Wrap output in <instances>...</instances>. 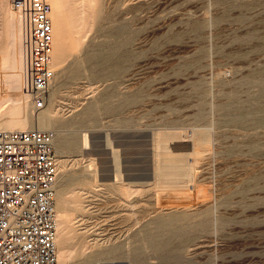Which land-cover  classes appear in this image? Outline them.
<instances>
[{
  "label": "rangeland",
  "instance_id": "rangeland-1",
  "mask_svg": "<svg viewBox=\"0 0 264 264\" xmlns=\"http://www.w3.org/2000/svg\"><path fill=\"white\" fill-rule=\"evenodd\" d=\"M50 4L55 78L33 113L0 0V130L55 134L59 264H264V0Z\"/></svg>",
  "mask_w": 264,
  "mask_h": 264
},
{
  "label": "built area",
  "instance_id": "built-area-1",
  "mask_svg": "<svg viewBox=\"0 0 264 264\" xmlns=\"http://www.w3.org/2000/svg\"><path fill=\"white\" fill-rule=\"evenodd\" d=\"M20 17L23 90L46 107L55 71L50 0H9ZM53 131L0 130V264H58Z\"/></svg>",
  "mask_w": 264,
  "mask_h": 264
},
{
  "label": "bare ground",
  "instance_id": "bare-ground-1",
  "mask_svg": "<svg viewBox=\"0 0 264 264\" xmlns=\"http://www.w3.org/2000/svg\"><path fill=\"white\" fill-rule=\"evenodd\" d=\"M15 12H16V11H15ZM16 13H17V12H16ZM16 19H17V21H19V35H20V17H19V14H18V13H17V15H16ZM53 44H54V40H53ZM20 46H21V40H20ZM53 48H54V47H53ZM87 55H88V54H87ZM89 55H90V54H89ZM92 55H95V54H92ZM94 57H95V56H94ZM91 58L93 59L92 56H91ZM91 58H90V59H91ZM87 59H89V58H87ZM94 59H95V58H94ZM88 61H89V60H88ZM89 62H90V61H89ZM21 63H22V59H21ZM6 64H7V63H6ZM6 64H5V65H6ZM0 66H2V65H0ZM3 66H4V65H3ZM12 74H13V73H12ZM22 77H23V71H22ZM54 78H55V76H54ZM7 79H8V78H7ZM17 80H18L17 76H14V74H13V75H12V80H11V83H10V84H11V87H12V86H13V87H16V86L18 85V81H17ZM53 80H54V79H53ZM20 82H21V81H20ZM52 82H53V81H52ZM51 85H52V84H51ZM3 86H4V85H3ZM16 90H17V89H16ZM23 91H24V90H23ZM24 93H25V92H24ZM13 94H14V91L9 92L6 96H2V95L0 94V103H1L3 100H5V99H8V100L12 99V95H13ZM15 94H17V93H15ZM25 94H26V93H25ZM26 95H27V94H26ZM15 96H17V95H15ZM27 96H28V95H27ZM52 96H53V95H52ZM13 98H14V97H13ZM16 98H17V97H15V99H16ZM18 98H20V97H18ZM28 99H29V96H28ZM29 103H30V105H31V109H32L33 113H38L39 111H38V112H35V111H34V109H33V107H32V104H31L30 100H29ZM0 105H1V104H0ZM1 106H2V105H1ZM25 107H26V106H25ZM90 108H92V107H90ZM90 108L88 107V109H90ZM92 110H93V108H92ZM92 110L90 109L89 112H91ZM40 111H41V110H40ZM84 112H85V111H84ZM87 112H88V111H87ZM42 113H43V112H42ZM42 113H41V114H42ZM14 114H15V113H14ZM83 114H84V113H83ZM83 114H82V115H83ZM88 114H89V113H88ZM88 114H86V115H88ZM12 115H13V114H12ZM21 115H23V114H21ZM21 115H17V116L20 117ZM24 115H25V114H24ZM39 115H40V114H39ZM84 115H85V114H84ZM25 116H26V115H25ZM25 116H23V117H25ZM34 116H35V115H34ZM47 116H48V115H47ZM47 116H46V117H47ZM14 117H16V116H14ZM36 117H37V116H36ZM83 117H84V116H83ZM83 117L80 118V121H82L81 119H82ZM7 118H8V117H7ZM25 118H27V117H25ZM47 118H48V117H47ZM29 119H30V118H29ZM29 119H28V120H29ZM83 119H84V118H83ZM9 120H10L9 123H14V127L12 126V128H15V129H16V128H20V129H22V128H27V127H29V126L31 125V123H32V122L30 123L31 120L28 121L27 119H24V118H22V117H20V118H18V119H17V117H16V120H11V119H9ZM9 120H8V121H9ZM41 120H42V123H41V124L39 123V124H40L39 126H41L42 129H47V128H46V126H48L47 123H49L50 121H49V120H48L49 122L45 121L46 124H47V125H46V124H43L44 120H43L42 118H41ZM53 120H54V119H53ZM2 122H4V121H2ZM6 123H7V122H6ZM53 124H54V123H53ZM50 125H52V124H50ZM21 127H22V128H21ZM48 127H49V126H48ZM10 128H11V127H10ZM30 129H32V128H30ZM36 129H38V128H36ZM39 130H41V129L39 128ZM46 131H52V130H46ZM54 135H55V134H54ZM84 136H85V135H84ZM53 141H54V138H53ZM74 142H75V141H74ZM85 143H87V137H85ZM87 144H88V143H87ZM115 156H116V155H115ZM56 163H57V169H58L57 156H56ZM57 182H58V181H57ZM56 185H57V183H56ZM55 192H56V188H55ZM56 194H57V193H55V197H56ZM56 217H57V213H56ZM60 218H61V217H60ZM62 218H63V217H62ZM171 218H172V217H171ZM169 220H170V219H169ZM164 221H165V220H164ZM173 221H174V220H173ZM158 222H160V221H158ZM169 223H170V222H169ZM56 224H57V228H58V222H57V221H56ZM165 225H166V223H165ZM161 226H162V225H161ZM156 228H157V227H156ZM159 228H160V227H159ZM159 228H158V229H159ZM158 233H159V232H158ZM158 233H157V234H158ZM149 234H150V233L145 234V235L149 236ZM153 234H154V233H153ZM160 235H162V234H160ZM147 236H146V237H147ZM150 236H151V235H150ZM153 236H154V235H153ZM155 236H156V235H155ZM155 236H154V237H155ZM150 238H153V237L151 236ZM156 238H158V237L156 236ZM156 238H155V239H156ZM161 238H162V237H161ZM145 239H146V238H145ZM158 239H160V238H158ZM147 241H148V240H147ZM151 241H152V240H151ZM157 241H160V240H157ZM162 241H163V240H162ZM160 242H161V241H160ZM149 243H150V242H149ZM157 243H158V242H156V243L154 242V244H157ZM152 244H153V243H152ZM150 246H151V245H150ZM153 246H154V245H153ZM160 247H161V246H160ZM164 247H165V246H164ZM155 248H156V246H155ZM114 249H115V248H114ZM114 249H113V250H114ZM101 250L103 251V249H101ZM113 250H111V251H113ZM97 251H98V250H97ZM97 251H96V252H97ZM99 251H100V250H99ZM99 251H98V252H99ZM105 251H106V250H105ZM108 251H109V250H108ZM108 251H107V252H108ZM59 253H60V252H59ZM65 253H67V252H65ZM112 253H114V252H112ZM93 254H94V252H93ZM107 254L110 255L109 252H108ZM57 255H58V254H57ZM91 255H92V254H91ZM102 255H103V254H102ZM59 257H60V256H59ZM93 257H94V256H93ZM103 257H104V256H103ZM103 257H102V258H103ZM110 257H111V256H110ZM105 258H107V257H105ZM105 258H104V259H105ZM98 259H99V258H98ZM98 259H96V260H98ZM57 260H58V258H57ZM84 260H85V259H84ZM84 260H83V261H84ZM89 260H91V259H89ZM94 260H95V259H94ZM86 261H87V259L85 260V264L88 263V262L86 263ZM93 262H95V261H93ZM83 263H84V262H83ZM83 263H81V264H83ZM58 264H59V262H58Z\"/></svg>",
  "mask_w": 264,
  "mask_h": 264
}]
</instances>
